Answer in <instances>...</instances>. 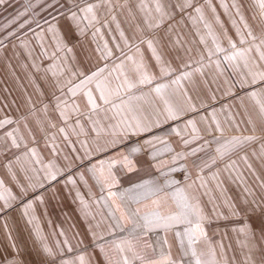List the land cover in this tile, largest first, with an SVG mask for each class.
Here are the masks:
<instances>
[{"label":"snow or ice","instance_id":"obj_1","mask_svg":"<svg viewBox=\"0 0 264 264\" xmlns=\"http://www.w3.org/2000/svg\"><path fill=\"white\" fill-rule=\"evenodd\" d=\"M6 3L7 0H0V5ZM205 3L211 9L214 21L223 28L211 0H205ZM252 4L255 10L253 19L261 21L259 34L245 20L241 6L233 2L231 7L239 18V24L233 20L238 43L224 30L225 48L197 0H40V7L46 12V17H42L43 25L35 22L40 31L37 32L25 20L19 25L24 29L28 24L25 39L15 32L9 35L24 46L26 40L34 38L42 54L52 61L44 69L45 78L49 73L52 77L51 111L57 113L62 121L63 127H59L58 131L63 134L71 151L79 153L82 150L83 154H65L66 163L63 166L53 160L44 163L38 157L36 148H30L24 143L25 137L18 135L20 129L8 130V126L20 121H13L7 116L0 118V129H4L3 135H0V150L12 152L23 147L20 155L12 152L14 160L4 165L9 177L18 182L17 169L32 173L27 177V187L19 185L18 196L0 179V213L6 214L14 202L19 201L22 214L28 217L30 210L35 211L36 202L44 203L42 194L30 198L31 192L46 189L54 182L59 183L60 178L74 189L78 180L87 185L90 179L100 193L92 203L102 202L107 209L109 223L106 235L112 237L105 239L94 231L92 233L95 240L102 241L96 247L104 256V264H221V260L228 264L222 252L221 258L217 259L216 248L206 230L213 216L219 218L221 213L213 198H209L211 209L202 200V196L210 191V180L221 189L223 181L220 177L224 172L228 179L242 185L247 193L242 202L245 207L239 210L245 213V219L242 226L233 229L244 237L240 241L241 247L247 248L244 264H264V195L258 197L248 185L244 170L247 169L255 177L264 192V180L256 173L245 152L247 146L260 139L255 134L257 124L251 113L255 114L260 130L264 132V0H252ZM221 7L228 11L223 0ZM31 8L29 4L28 9ZM125 12L127 15H124ZM18 15L24 16L25 13ZM118 15H124V21L131 29L130 36L125 34ZM185 20L196 29L200 43L205 46V52L198 53L196 59L192 58V48L185 47L186 41L181 33ZM200 24L207 29L206 34L211 37L214 48L208 47L205 35L197 27ZM104 30L110 34L113 31L118 33L119 41L113 35L114 43L110 46L104 38ZM28 32L32 33V38L28 37ZM89 36L95 47L85 53L83 61L75 55H68L77 48L82 49L83 38ZM45 37L53 44L54 50L50 54L44 48ZM142 45L151 53L154 63L146 60ZM0 46H4L2 39ZM177 48H183L189 59L173 67L171 60L166 59V50L175 51ZM220 53L224 54L222 61H213L212 57ZM213 65L217 79L226 70L235 76L236 83L230 85L228 95H236L232 89L237 84L243 91V96L238 99L245 112L250 110L247 123L252 125V134L225 136V128L216 113L212 112L210 117H202L207 139L200 135L196 122L188 120L186 126L191 128L190 139L184 138L179 130L172 129L187 151L174 152L170 160H158L160 152L156 144L166 145L167 142L148 134L164 123L180 120L187 111L196 110L189 89L199 97L197 77H204L205 67ZM152 68L158 69L159 75ZM201 104L205 105L206 101L201 99ZM37 111L33 105L29 116H35ZM42 111L46 116L49 105H43ZM24 120L27 121L28 116ZM226 123L229 128L239 131L235 114L228 117ZM49 126L56 127L55 124ZM32 139L34 142V137ZM52 139L55 140V137ZM128 141L134 142L128 144ZM197 141L202 143L189 147ZM76 144H79V149L75 148ZM120 145H125L124 150H119ZM49 147L54 154L60 148L56 144ZM112 149H117L116 154L94 159ZM167 150L174 151L171 148ZM142 155L151 157L149 167L155 168L159 176L120 188L118 173L138 171ZM252 156L264 162V143L260 144L259 152L253 150ZM189 157H195L191 161V169L187 164ZM240 162L244 169L240 167ZM36 164L42 167H34ZM220 164L223 168L219 167ZM206 171L209 173L207 177ZM41 172L42 178L34 180ZM76 196L84 215H90L91 205L78 189ZM225 203L232 216H238L236 207L228 200ZM34 219L36 217L31 216L28 223L31 224ZM38 239L42 242L40 264H91L86 248L77 253L71 245L67 248L62 246L68 245L67 240L57 241L55 247H50L43 242L44 237L38 236ZM69 253L73 255L69 256ZM6 264L16 262L13 260Z\"/></svg>","mask_w":264,"mask_h":264},{"label":"crops","instance_id":"obj_2","mask_svg":"<svg viewBox=\"0 0 264 264\" xmlns=\"http://www.w3.org/2000/svg\"><path fill=\"white\" fill-rule=\"evenodd\" d=\"M123 2V0H121ZM197 2L204 8V14L207 19L212 22L213 31L220 37V43L222 47L227 48V40L224 39V30L227 31V35L232 37L234 41L238 43V37L236 30L233 27V20H236L239 24V18L235 16V9L231 7L233 2L241 6L240 11L244 16L247 23L252 27L253 31L259 34L261 21L259 18L253 19L255 10L253 9L252 0H223L228 6V11L221 7V0H211L212 6L216 10V14L219 16L220 22L223 25L217 24L213 19V13L205 0H197ZM31 4L32 8L28 9V5ZM24 12V16L18 14ZM124 15H127L125 12ZM124 15H118V19L121 21V27L124 29L126 35H131V29L129 25L124 21ZM46 12L40 7V0H7V3L0 5V39L4 40V46H0V118L5 116L11 118L13 121H20L18 124L8 126V130L11 128L20 129L18 135L25 137L24 143H27L30 148H36L38 157L47 163L49 160H53L55 163L63 166L66 161L64 160L65 154L73 156L82 155V150L79 153H73L71 147L63 138V134L58 131L59 127H63L62 121L58 118V114L51 111V91H52V77L48 74L45 78L44 69L52 64V61L46 58L42 54L39 43L32 38V33L28 32V37L32 38L26 40V46L22 45L19 40L10 36V32H15L21 39H25L24 32L27 31L28 24L24 29L19 27L20 23L25 20L31 23V27L37 32L40 29L36 28V23L44 24ZM113 25V29H114ZM201 34L205 35V40L209 48H214L211 37L207 36V29L202 24L197 25ZM105 31V39L110 43V46L114 43L112 36L117 37L119 41L118 33L113 31L111 34ZM181 33L186 41L185 47L192 48V58H198V53L205 52V46L200 43V35L197 34L192 24L185 20ZM44 48L50 54L53 49L52 41L45 37ZM83 48H77L73 53L68 55H75L78 59L83 61L85 53L95 47V44L91 42V37H85L82 40ZM146 60L150 63L151 53L147 50L145 45L141 46ZM166 59L171 60L172 66L177 67L181 64V61L189 59L185 54L183 48H177L175 51L166 50ZM223 53L213 56L212 60L221 59ZM59 63V60L56 61ZM208 61L205 60L207 65ZM35 65V66H34ZM222 66L226 67L222 64ZM152 71L159 75V70L152 68ZM204 77H197L198 91L200 96L196 97L195 93L189 89V94L193 95L192 101L196 106L195 111H187L180 120L169 121L162 124L160 127L154 128L150 136H159L162 140L166 141V145L157 143L156 148L160 152L158 160H170L174 152L187 151L181 144L180 137L176 136L172 129L175 128L181 132L184 138L190 139V126H186L188 120L196 122L197 128L200 129V135L208 138L204 132L205 123L202 121V117H210L212 112L216 113L217 119L221 122V125L225 128V136H231L233 134H252V125L247 123L249 112H245L244 108L240 106V100L238 97L243 96V91L240 90L239 85H236L235 89H232L236 93L235 96L228 95L230 85L236 83V78L231 74L230 70H226L224 75L216 78V72L214 65L212 67H205ZM228 81V83H225ZM215 99H212V97ZM201 99L206 101L205 105L201 104ZM49 105V111L47 115L42 111L43 105ZM33 105L38 110L35 116H29V111ZM235 114V122L239 124V131L235 128H229L226 123L228 117ZM252 119L256 121L257 130L256 135L260 139L247 146L245 152L249 156V160L253 165L256 173L264 180V162L256 159L252 156L253 150L259 152V146L264 143V132L260 130L259 122L254 113H251ZM28 116V120L25 121L24 117ZM55 124L56 127L49 126ZM27 125V128H25ZM4 129H0V135H3ZM34 137V142L33 138ZM55 137V140L52 139ZM75 140V137H71ZM134 141H128V144ZM198 143L191 144L189 147H196ZM56 144L60 148L57 154H54L50 150V145ZM47 145V146H46ZM214 147V145H213ZM75 148L79 149V144L75 145ZM125 145H120L119 150H124ZM171 148L174 151L170 152L167 149ZM23 147L20 150L13 149L12 152H16L20 155ZM12 152H5L0 150V179L5 181V184L10 187L14 194L19 195V185L27 187V177L32 176L31 171L27 173L16 170L18 182L12 180L6 168L5 164L9 160H14ZM117 149H112L109 152L102 153L99 157L95 158H108L116 154ZM214 154V153H210ZM203 155V154H199ZM236 158V157H233ZM195 157H189L187 164L191 169V161ZM141 164H138V171L121 174L118 173L120 180V188H128L134 183L141 182L143 180L158 177L159 173L155 168L149 167L151 157L147 155L141 156ZM79 162V161H78ZM183 164L185 161H179ZM40 169V164L33 165ZM223 168V164L219 165ZM240 167L244 169V165L240 162ZM245 170V176L247 178L248 185L256 192L257 196L264 195L259 187V182L255 177L247 170ZM75 172V167L73 168ZM80 171H84L80 168ZM167 171V169H164ZM208 172H205V176H208ZM87 177V173H85ZM43 176V172L39 176L34 177L40 179ZM163 178L161 177V180ZM220 179L223 181L221 189L216 187L215 181H209L208 195L202 196V200L208 209L212 208V204L209 203V198L214 199V203L218 206V211L221 213V209H228V215H220L216 218L214 215L211 223L206 226L209 240L216 248L217 259H220L221 252L227 258L228 264H244V256L247 253V248H242L240 241L244 237L238 234L233 229L242 226V222L245 219V214L232 216L231 210L225 203L226 200L230 204L234 205L237 210L242 209L245 205L242 203L247 193L243 191V186L238 182H233L228 179L227 174L221 172ZM77 189L83 195L84 199L91 205L90 215L85 216L82 210L80 200L77 199ZM90 189V190H89ZM42 194L44 196V203L40 204L36 202L34 207L35 211L31 212L30 216L26 217L22 214L23 209L19 201L14 202L13 207L8 209L6 214L0 213V264H6L9 261H15L16 264H40L41 262V245L42 242L38 239V236L44 237V241L50 247H55L57 241L67 240L68 245H62L67 248L71 245L78 253L81 249H87V256L91 261V264H104V256L100 253L97 241L93 238V231L97 236H104L105 239H112L106 235L107 224V209L103 206V203H92L94 198L100 196L98 187L89 179L87 185L81 184L78 180L77 187L74 189L71 185H66L63 178L59 179V183H53L52 186H47L46 189L38 190L37 192H31L30 198L35 195ZM251 199V197H248ZM2 204V202H0ZM31 216H35L31 224L28 220ZM94 217V218H93ZM256 221L255 217H252ZM258 223V221H256ZM6 225V226H5ZM99 225V226H97ZM64 232V235H60ZM171 240L172 238L169 237ZM83 241V243H79ZM174 243V242H173ZM15 245V247H13ZM223 246L222 248L220 246ZM78 246V247H77ZM175 253V247L173 248ZM72 256V253L68 254ZM221 264L224 261L221 260Z\"/></svg>","mask_w":264,"mask_h":264},{"label":"rangeland","instance_id":"obj_3","mask_svg":"<svg viewBox=\"0 0 264 264\" xmlns=\"http://www.w3.org/2000/svg\"><path fill=\"white\" fill-rule=\"evenodd\" d=\"M238 212H239V214L238 215H242V214H245L243 211H239L238 210ZM221 215H228V209L226 208H224V209H221Z\"/></svg>","mask_w":264,"mask_h":264}]
</instances>
